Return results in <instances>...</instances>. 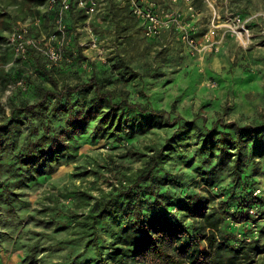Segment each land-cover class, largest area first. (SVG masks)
<instances>
[{
	"label": "rangeland",
	"instance_id": "1",
	"mask_svg": "<svg viewBox=\"0 0 264 264\" xmlns=\"http://www.w3.org/2000/svg\"><path fill=\"white\" fill-rule=\"evenodd\" d=\"M61 1L59 13L49 21L52 0L36 8L28 0H0V14L7 22L0 24V127L14 130L18 144L28 131L25 119H12L9 109L14 78L36 77L37 67L20 59L10 44L11 35L28 26L29 35L40 40L43 50L49 43L62 49L57 65L37 52L47 68L72 62L70 69L56 71L60 84L84 81L93 68L111 82L108 88L120 87L125 78L131 96L184 116L183 130L189 133L179 145L173 143L176 153L163 166L173 184L167 186L163 177L154 178V184L162 183L166 190L162 203L160 197H143L145 208L151 205L148 214L165 207L178 216L180 203L195 193L207 198L214 195L213 204L224 200L236 176L234 156L223 162L214 159L213 153L205 163V149L204 154L198 151L206 148L199 134L219 117L241 125L264 117V0H74L84 17L69 32L65 19L69 0ZM135 3H150L160 15L167 13L172 19L169 27L146 37L142 20L133 11ZM238 13L245 16L240 22ZM44 18L53 26L44 28ZM211 29L215 34L205 39ZM183 35L194 39L197 49ZM157 122L141 124L128 139H95L91 127L85 135L88 139L72 143V159L31 182L11 175L13 168L6 161L11 141L9 135L0 136V186L9 190L7 195L0 191V264H75L80 258L83 264L94 262L93 249L85 247L89 244L81 216L94 199L82 194L107 195L125 183V174L134 173L142 163L126 154L124 147L133 144L142 149L163 142L170 129ZM260 143L253 152L254 161H248L250 150H243L239 170L247 171L248 189L261 198L262 206L251 207L244 222H226L232 232L227 242L240 248L237 264H264V141ZM119 164L124 166L120 171L116 169ZM211 179L214 183H208ZM227 204L234 212L233 203ZM118 222L124 221L120 217ZM109 225L101 226L111 230ZM101 233L105 252H110L112 234Z\"/></svg>",
	"mask_w": 264,
	"mask_h": 264
},
{
	"label": "trees",
	"instance_id": "2",
	"mask_svg": "<svg viewBox=\"0 0 264 264\" xmlns=\"http://www.w3.org/2000/svg\"><path fill=\"white\" fill-rule=\"evenodd\" d=\"M46 1L28 0L35 8ZM52 2L51 16L47 17L49 21L54 20V16L59 13L62 1ZM67 5L68 17L65 19L69 32L76 20L83 19L84 16L77 10L74 0H69ZM237 15L240 20L245 18L239 13ZM44 19V28L53 26ZM6 23L0 14V24ZM27 59L37 67L36 77L30 80V76L17 75L13 83L24 79L25 88H17L9 97L11 118L25 119L27 134L18 144L14 130L0 127V136L9 135L11 144L6 161L13 168L11 175L18 181L25 178L31 182L38 176L51 174L62 162H68L74 157L71 152L72 143L88 139L85 135L91 127L90 134L95 139H128L141 124L148 126L157 120L160 122L157 125L170 129L169 135L160 144L153 142L142 149L133 144L124 147L126 154L139 158L142 163L134 173L125 174V183L114 186L107 195L99 197L93 198L83 192V197L94 199V203L81 216L88 238L86 245L89 244L85 247L92 248L95 257L94 262L85 261L84 264L238 263L236 259L240 248L227 242L232 232L226 222H244L248 219L251 207L262 206L261 198L248 189L247 171L241 172L239 166L243 150H250L252 158H248L249 161L254 158L253 152L262 145L263 142L260 141H264V117L242 125L219 117L212 121L209 128L204 126L205 130H201L199 134L206 148L199 147L198 151L201 154L205 152V163H209L208 155L212 156L213 153L214 159L223 162L226 159L232 161L234 156L232 168L236 176L224 200L213 204L214 195L209 194L210 198H207L195 193L180 203L178 216L172 215L165 207L159 212L151 209L152 212L148 214L147 208L151 205L145 208L143 197L152 195L154 200L160 197L162 203L165 185L173 184V178L166 176L163 166L176 153L173 143L179 145L189 133L188 130H183L187 124L184 116L175 114L172 109L158 108L148 100L142 101L131 96V92L125 88L128 84L125 78L120 87L108 88L111 82L100 78L92 68L86 80L73 84L62 81L60 84L56 71L62 73L70 69L72 62L47 68L48 63L31 49L28 50ZM73 74L77 75L76 72ZM29 94L34 95V98L29 99ZM116 167L120 171L124 166L119 164ZM158 176L163 177L167 183H161L160 186L154 184V178ZM210 182L214 183L212 179L208 183ZM176 183L181 182L176 180ZM7 188L1 185V193L5 192L7 195ZM229 201L235 206L234 212H230L228 208ZM69 217L78 218L77 215ZM120 217L124 222H118ZM109 222L111 230L102 228L101 225ZM114 226L117 229L113 232ZM102 231L107 235L112 234L110 252H105L106 247L100 241ZM81 260L82 258L75 264H83Z\"/></svg>",
	"mask_w": 264,
	"mask_h": 264
},
{
	"label": "built area",
	"instance_id": "3",
	"mask_svg": "<svg viewBox=\"0 0 264 264\" xmlns=\"http://www.w3.org/2000/svg\"><path fill=\"white\" fill-rule=\"evenodd\" d=\"M68 5H66L67 7ZM133 11L135 15L142 20L144 35L148 38L155 37L159 35V33L168 28L171 23V18L168 17V14L162 12V15L159 12L154 11L150 3L144 4H133ZM236 20L240 22L241 20L236 17ZM39 20L35 21V25H37ZM247 29L243 28V32L248 34ZM215 34V29H211L210 32L205 34V39L213 36ZM183 39L187 42V44L194 49H197V44L194 39L189 38L186 35H183ZM10 44L12 46L15 54L22 60L27 59L28 50L31 49L35 52H41L45 54L46 59L49 64L57 65L61 60V48H56L52 46V44H47L45 50L41 47V42L38 39H35L29 35L28 26H22L18 30H16L10 37ZM17 88L24 89L25 88V80L20 79L15 84L10 86V91L16 90Z\"/></svg>",
	"mask_w": 264,
	"mask_h": 264
}]
</instances>
